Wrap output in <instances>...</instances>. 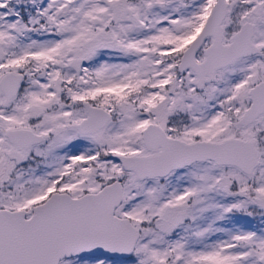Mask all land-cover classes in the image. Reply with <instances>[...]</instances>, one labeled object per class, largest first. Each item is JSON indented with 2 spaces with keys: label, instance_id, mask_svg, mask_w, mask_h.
<instances>
[{
  "label": "snow or ice",
  "instance_id": "6c2138e0",
  "mask_svg": "<svg viewBox=\"0 0 264 264\" xmlns=\"http://www.w3.org/2000/svg\"><path fill=\"white\" fill-rule=\"evenodd\" d=\"M0 264H264V0H0Z\"/></svg>",
  "mask_w": 264,
  "mask_h": 264
}]
</instances>
